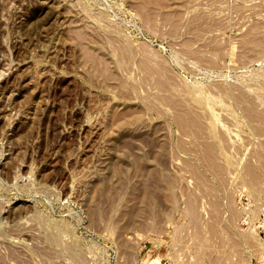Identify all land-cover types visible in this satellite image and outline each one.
Wrapping results in <instances>:
<instances>
[{
    "label": "rangeland",
    "instance_id": "374dc122",
    "mask_svg": "<svg viewBox=\"0 0 264 264\" xmlns=\"http://www.w3.org/2000/svg\"><path fill=\"white\" fill-rule=\"evenodd\" d=\"M0 264H264V0H0Z\"/></svg>",
    "mask_w": 264,
    "mask_h": 264
},
{
    "label": "bare ground",
    "instance_id": "6f19581e",
    "mask_svg": "<svg viewBox=\"0 0 264 264\" xmlns=\"http://www.w3.org/2000/svg\"><path fill=\"white\" fill-rule=\"evenodd\" d=\"M113 33H114V32H113ZM114 41H115V40H114ZM117 42H119V41H117ZM110 44H111V43H110ZM126 49H127V48H126ZM124 50H125V49H124ZM120 51H121V50H119V52H120ZM114 52H115V51H114ZM128 52H130V51H128ZM123 53H124V52H123ZM125 54H126V53H124L123 55H125ZM121 55H122V53H121ZM129 55H130V54H129ZM145 55H147V54H145ZM135 56H136V55H135ZM120 57H121V56H120ZM126 57H127V55H126ZM126 57L124 56L125 60H126ZM150 58H151V57H150ZM127 59H128V58H127ZM154 62H155V61H154ZM160 62H162V61H160ZM150 63H151V62H150ZM154 66H155V65H154ZM159 67H160V66H159ZM159 67H158V68H159ZM161 67H162V66H161ZM161 67H160V68H161ZM154 68H155V67H154ZM164 68H165V67H164ZM166 69H167V68H166ZM159 70H160V69H159ZM162 70H163V68H162ZM163 71H164V70H163ZM165 71H166V70H165ZM154 72H156V71H154ZM160 76H161V75H160ZM160 76H159V77H160ZM166 76H168V75H166ZM170 76H171V75H170ZM161 77H162V76H161ZM161 77H160V78H161ZM162 78H164V77H162ZM167 78H168V77H167ZM156 80H158V79H156ZM164 81H165V79H164ZM159 82H160V81L158 80V84H159ZM160 83H161V82H160ZM164 83H165V82H164ZM170 83H172V82H170ZM160 86H161V85H160ZM167 86H168V85H167ZM162 87H163V86H162ZM163 88H164V87H163ZM167 88H168V87H167ZM171 91H172V90H171ZM243 97H244V96H243ZM163 99H164V98H163ZM172 102H173V101H172ZM176 102H177V101H176ZM249 103H250V101H249ZM177 107H178V106H177ZM182 107H183V106H182ZM246 109H247V108H246ZM185 110H186V109H185ZM249 110H250V109H249ZM250 112H251V111H250ZM250 112H249V113H250ZM259 114H260V113H259ZM186 116H187V115H186ZM179 118H180V117H179ZM257 118H258V116H257ZM188 119H189V118H187V120H188ZM191 119H192V118H191ZM259 119H260V118H259ZM192 120H193V119H192ZM186 122H187V121H186ZM193 122H194V123H193ZM193 122L190 121V122H188V123H191V125H190V124H189V125L193 127V125L196 124V122H195L194 120H193ZM188 123H186V125H187ZM192 124H193V125H192ZM198 124H199V123H198ZM198 126H199V125H198ZM187 129H188V128H187ZM192 129H193V128H192ZM193 130H194V129H193ZM198 133H199V132H198ZM211 147H212V146H209V147L206 146V147H205V148H206V151H208V152L211 151L210 153H212L213 149H212ZM206 151H205V152H206ZM215 154H216V153H215ZM210 155H211V154H210ZM207 156H208V155H207ZM209 158H210V157H209ZM211 158H212V157H211ZM210 162H211V159H210ZM213 162H214V159H213ZM217 165H218V164H217ZM218 167H219V166H218ZM220 167H221V166H220ZM220 169H221V168H220ZM254 171H255V170H254ZM252 173H253V172H252ZM255 176H256V175H255ZM247 177H248V176H247ZM256 178H257V177H256ZM251 180H252V179H251ZM255 180H256V179H255ZM256 182H257V181H256ZM192 200H193V199H192ZM195 208H196V207H195ZM195 208H192V209H195ZM233 209H234V208H233ZM189 211H190V210H189ZM234 212H235V210H234ZM239 212H240V211H239ZM191 213H192V211H191ZM195 213H196V212H195ZM236 213H237V212H236ZM198 214H199V213H198ZM231 214H232V212H231ZM192 215H193V214H192ZM194 216H195V214H194ZM196 216H198V215H196ZM230 217H231V216H230ZM234 217H235V216H234ZM193 218H194V217H193ZM231 218H232V217H231ZM194 219H196V218H194ZM192 221H193V220H192ZM194 221H196V220H194ZM219 221H220V220H219ZM230 221H231V220H230ZM193 223H194V222H193ZM195 224H196V223H195ZM196 226L198 227V224H196ZM208 226H209V225H208ZM211 226H212V225H211ZM215 226H216V225H215ZM225 226H227V225H225ZM213 227H214V226H213ZM225 228H226V227H225ZM201 229H202V228H201ZM216 229H217V228H216ZM197 230H198V228H197ZM210 230H211V228H210ZM210 230H209V231H210ZM198 231H199V230H198ZM198 231H197V232H198ZM197 232H196V233H197ZM201 233H202V231H201ZM246 234H247V233H246ZM242 235H243V234H242ZM244 235H245V233H244ZM250 235H251V234H250ZM196 236H197V235H196ZM197 237H200V236H197ZM228 240H229V239H228ZM199 241H200V240H199ZM234 244H236V243H234Z\"/></svg>",
    "mask_w": 264,
    "mask_h": 264
}]
</instances>
